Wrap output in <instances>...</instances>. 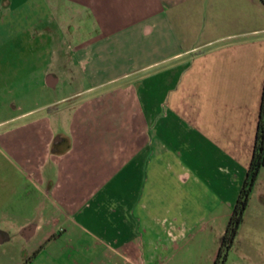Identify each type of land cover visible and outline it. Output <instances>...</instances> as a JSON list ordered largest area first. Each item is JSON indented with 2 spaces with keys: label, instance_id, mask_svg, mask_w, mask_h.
I'll list each match as a JSON object with an SVG mask.
<instances>
[{
  "label": "crops",
  "instance_id": "obj_1",
  "mask_svg": "<svg viewBox=\"0 0 264 264\" xmlns=\"http://www.w3.org/2000/svg\"><path fill=\"white\" fill-rule=\"evenodd\" d=\"M14 43L1 175L21 185L0 224L46 223L45 240L65 224L58 254L83 260L52 264H212L254 147L263 1L0 0V64ZM226 264H264V168Z\"/></svg>",
  "mask_w": 264,
  "mask_h": 264
},
{
  "label": "rangeland",
  "instance_id": "obj_2",
  "mask_svg": "<svg viewBox=\"0 0 264 264\" xmlns=\"http://www.w3.org/2000/svg\"><path fill=\"white\" fill-rule=\"evenodd\" d=\"M45 7H50L49 2H47ZM86 23L87 22L83 23L82 25L85 27ZM86 32H87L86 29L82 30V34ZM20 51L21 49L20 46H18V43L17 44L14 43L11 46L10 51L6 49L5 62L1 63L0 65L6 66L8 60L10 59L11 61L10 69L12 70V72L13 71L15 72L16 68L21 66V64H19L18 62L19 58L22 55ZM8 53H10L9 57H8ZM20 82L21 80L19 79L14 80L13 86H18ZM15 98H20V96L16 94ZM0 99H2V97H0ZM8 127L9 126H5V127L0 126V131H3L4 128H8ZM9 156H10V152L0 143V197L1 198L5 197L6 201H8V197L6 196L5 192L8 191L10 185H12V187H18L21 185L20 178L14 174L12 175L8 174L9 176L6 177L8 181L2 180L3 176L1 175V172L2 171L7 172L8 170H10ZM14 199L19 200V198H14ZM14 199L12 200L14 201V203L17 204V202ZM36 219L38 218L36 217ZM36 219L33 221V223H38V221L36 222ZM19 220H20V214H17L9 218L8 222L4 224L3 223L0 224V228L4 229L6 233L10 236L9 242L6 244V246L0 247V264H52L53 259L54 258L57 259V257H60L61 258L60 260L65 263H67V260L65 259H67L68 257H71L72 262L73 259L78 260L79 263L82 262L81 260L83 259L79 255L72 254L68 256V255L58 254V251L60 249L65 248L68 244H71V242L76 241L74 237L68 236L64 234V232H61L62 229L66 227L65 224L60 222L57 226V233L50 239L45 240L43 238L42 230L47 228L46 223L40 224V226L42 227L41 231L37 232L35 235H33L30 238H24L20 235L18 231ZM84 257L89 258L90 256L88 257L84 256ZM91 257L93 258V256Z\"/></svg>",
  "mask_w": 264,
  "mask_h": 264
},
{
  "label": "trees",
  "instance_id": "obj_3",
  "mask_svg": "<svg viewBox=\"0 0 264 264\" xmlns=\"http://www.w3.org/2000/svg\"><path fill=\"white\" fill-rule=\"evenodd\" d=\"M262 1L264 3V0ZM262 168H264V81L251 159L212 264H226L229 252L243 221L252 189Z\"/></svg>",
  "mask_w": 264,
  "mask_h": 264
}]
</instances>
